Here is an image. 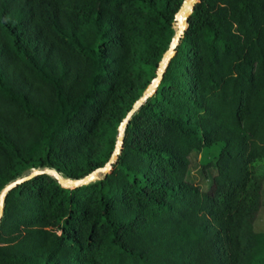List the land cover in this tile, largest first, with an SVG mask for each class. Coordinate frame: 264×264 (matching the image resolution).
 Here are the masks:
<instances>
[{"label": "trees", "instance_id": "1", "mask_svg": "<svg viewBox=\"0 0 264 264\" xmlns=\"http://www.w3.org/2000/svg\"><path fill=\"white\" fill-rule=\"evenodd\" d=\"M183 0H0V189L80 178L154 77ZM214 148L206 191L188 155ZM264 0H195L110 170L10 190L0 264H264Z\"/></svg>", "mask_w": 264, "mask_h": 264}, {"label": "water", "instance_id": "2", "mask_svg": "<svg viewBox=\"0 0 264 264\" xmlns=\"http://www.w3.org/2000/svg\"><path fill=\"white\" fill-rule=\"evenodd\" d=\"M195 0H183L178 11L176 12L174 16V25H175V31L173 36L171 37L167 48L163 55L160 58V61L158 63V66L155 71L154 77L149 81V84L147 85L146 89L140 94V96L134 100V102L131 104L129 110L125 113L123 118L119 121L117 127H116V134L114 138V144L112 147V150L109 154L108 159L106 162L89 173L85 174L84 176L80 178H68V177H62L57 171H55L53 168L48 167H42V168H32L28 170L27 173L7 182L3 187L0 189V218L3 212V203L5 200V197L7 193L12 190L13 188L17 187L18 185L22 184L23 182H26L33 177L37 175H48L56 180V182L62 186V187H76L80 185H86L88 183H91L95 180L100 179L103 177L111 168L112 164L115 162L117 155L120 151L121 142L123 138V133L125 130V127L131 117V115L150 97L159 83L163 72L168 64V61L179 41V38L183 32L184 26H185V20L187 15L189 14L193 3Z\"/></svg>", "mask_w": 264, "mask_h": 264}, {"label": "rangeland", "instance_id": "3", "mask_svg": "<svg viewBox=\"0 0 264 264\" xmlns=\"http://www.w3.org/2000/svg\"><path fill=\"white\" fill-rule=\"evenodd\" d=\"M174 31L175 25L173 27V34ZM215 152L214 148H202L201 150L191 151L188 155L189 163L185 174V180L198 185L201 190L206 191L211 184L215 169L208 166L203 170L201 165L214 156ZM256 173L264 176V165L258 166L256 168ZM252 229L257 233L264 231V179L262 180L260 190V207L252 222Z\"/></svg>", "mask_w": 264, "mask_h": 264}]
</instances>
